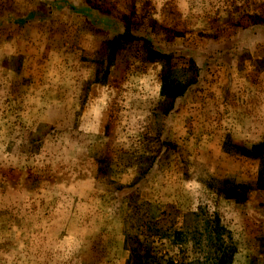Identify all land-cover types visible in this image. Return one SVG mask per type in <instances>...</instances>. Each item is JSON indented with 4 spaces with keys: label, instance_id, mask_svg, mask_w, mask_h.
Masks as SVG:
<instances>
[{
    "label": "rangeland",
    "instance_id": "rangeland-1",
    "mask_svg": "<svg viewBox=\"0 0 264 264\" xmlns=\"http://www.w3.org/2000/svg\"><path fill=\"white\" fill-rule=\"evenodd\" d=\"M264 0H0V264H264Z\"/></svg>",
    "mask_w": 264,
    "mask_h": 264
},
{
    "label": "trees",
    "instance_id": "trees-1",
    "mask_svg": "<svg viewBox=\"0 0 264 264\" xmlns=\"http://www.w3.org/2000/svg\"><path fill=\"white\" fill-rule=\"evenodd\" d=\"M264 147V141H261L260 143H257L255 145V147L251 150L249 149H242V153L245 155V156H248V157H255L257 155V152L260 151V149H262Z\"/></svg>",
    "mask_w": 264,
    "mask_h": 264
}]
</instances>
